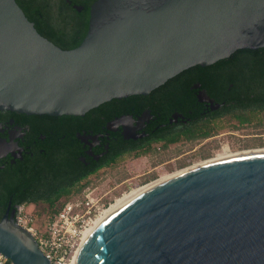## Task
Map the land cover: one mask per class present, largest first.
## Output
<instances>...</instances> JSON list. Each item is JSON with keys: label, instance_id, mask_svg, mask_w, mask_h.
I'll return each mask as SVG.
<instances>
[{"label": "water", "instance_id": "obj_1", "mask_svg": "<svg viewBox=\"0 0 264 264\" xmlns=\"http://www.w3.org/2000/svg\"><path fill=\"white\" fill-rule=\"evenodd\" d=\"M259 48L264 0H94L86 33L70 50L42 37L14 0H0V111L81 117ZM196 98L208 102L205 91ZM0 254L10 264H53L9 209L0 218ZM74 264H264V151L147 188L82 241Z\"/></svg>", "mask_w": 264, "mask_h": 264}, {"label": "flooded vegetation", "instance_id": "obj_2", "mask_svg": "<svg viewBox=\"0 0 264 264\" xmlns=\"http://www.w3.org/2000/svg\"><path fill=\"white\" fill-rule=\"evenodd\" d=\"M14 1L25 15L31 0ZM93 1L63 0L62 11L68 15L89 12ZM232 54L209 65L208 74L220 79L237 71V85L217 82L205 89L195 83L186 100L166 108H161V98L171 93L169 82L142 100L112 99L81 117L0 111V218L20 204L7 192L12 182H32L34 188L45 189L29 205L57 203L128 157L173 148L165 163L175 160L180 165L186 155H207L217 145L214 138L225 121H264V82H260L264 81V48ZM199 91H205L208 102L198 101ZM146 147L150 149L144 153Z\"/></svg>", "mask_w": 264, "mask_h": 264}, {"label": "rangeland", "instance_id": "obj_3", "mask_svg": "<svg viewBox=\"0 0 264 264\" xmlns=\"http://www.w3.org/2000/svg\"><path fill=\"white\" fill-rule=\"evenodd\" d=\"M214 141L217 145L208 150L207 155L191 157L186 155L180 165L175 163V160L165 163L168 162L167 152H169V156L174 154L173 148L168 149L167 152L155 151L148 155L128 157L118 165L100 171L86 186L94 191V195L101 198L103 209H106L110 203L112 204L132 189L142 187L166 175L212 159L223 152L231 154L264 150V121L259 123L225 121L218 128ZM58 203L49 211L54 212L59 206ZM43 207V205H29V209L33 212H40Z\"/></svg>", "mask_w": 264, "mask_h": 264}, {"label": "trees", "instance_id": "obj_4", "mask_svg": "<svg viewBox=\"0 0 264 264\" xmlns=\"http://www.w3.org/2000/svg\"><path fill=\"white\" fill-rule=\"evenodd\" d=\"M62 2L63 0H31L28 7L24 8V11L27 19L33 23L34 28L42 37L62 50H70L77 47L82 41L87 30L89 12L87 9L81 14H65L62 11ZM238 51H235L232 55H236ZM235 68H237V65ZM260 71L262 70L260 69ZM166 82L170 83L171 93H164L162 95L161 108H166L174 102L186 100L190 87L195 83L200 84L202 88L208 89L210 84L217 82L226 84L233 83L237 85V83H239V78L237 71L232 72L228 76L221 77L220 79L211 78L208 74V66L203 68L195 66L182 71ZM260 82L264 81L260 80ZM144 97L145 96H130L128 98L142 100ZM206 135H208V133L203 134V136ZM149 149V147H146L143 152L145 153ZM88 183L89 181L83 182L75 191L72 193L69 192L64 200L78 195ZM43 191H45V189ZM43 191L34 188L32 182H12L7 186L8 194L13 196L17 203H30L35 201L37 197L45 193ZM57 203L49 202L43 205L44 207L41 208L40 212H33L35 217L40 219L44 213L48 212L50 208L52 209L55 207ZM58 204L60 205L61 203ZM7 264H10V262L8 261Z\"/></svg>", "mask_w": 264, "mask_h": 264}, {"label": "built area", "instance_id": "obj_5", "mask_svg": "<svg viewBox=\"0 0 264 264\" xmlns=\"http://www.w3.org/2000/svg\"><path fill=\"white\" fill-rule=\"evenodd\" d=\"M54 212L37 219L29 204L20 203L14 210L15 224L30 234L41 254L53 264H74L84 232L103 211L101 198L85 186L81 192L64 200ZM8 260L0 254V264Z\"/></svg>", "mask_w": 264, "mask_h": 264}, {"label": "bare ground", "instance_id": "obj_6", "mask_svg": "<svg viewBox=\"0 0 264 264\" xmlns=\"http://www.w3.org/2000/svg\"><path fill=\"white\" fill-rule=\"evenodd\" d=\"M264 150H252V151H243V152H238V153H225L223 152L222 154L220 155H217L216 157L212 158V159H209V160H206V161H203V162H200V163H197L191 167H188L186 169H183V170H180V171H177L175 173H172V174H169V175H166L162 178H159L158 180L154 181V182H150L149 184L147 185H144L142 187H138L136 189H132L130 190L128 193H125L123 194L120 198L116 199L112 204L110 203L108 205V207L106 209H104L103 211L100 212V214L97 216V218L94 220V222L92 223V225L84 232V235H83V240L89 235L91 234L94 229L108 216L110 215L112 212H114L116 209H118L120 206H122L123 204H125L126 202H128L130 199H132L133 197H135L136 195H138L139 193H141L142 191L146 190L147 188L153 186L154 184L158 183V182H161L167 178H170L172 176H175L177 174H180L186 170H189L191 168H194V167H197V166H200L202 164H206V163H209V162H213V161H217V160H220V159H224V158H228V157H232V156H236V155H241V154H248V153H254V152H262Z\"/></svg>", "mask_w": 264, "mask_h": 264}]
</instances>
